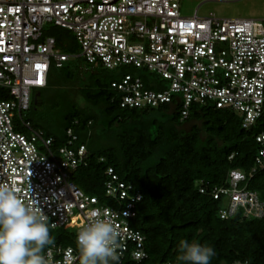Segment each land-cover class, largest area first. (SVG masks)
Instances as JSON below:
<instances>
[{
  "label": "built area",
  "instance_id": "obj_1",
  "mask_svg": "<svg viewBox=\"0 0 264 264\" xmlns=\"http://www.w3.org/2000/svg\"><path fill=\"white\" fill-rule=\"evenodd\" d=\"M179 2L0 0V185L42 212L50 230L73 233L74 246L54 243L45 249L49 264H79L76 234L93 221L94 211L119 230L120 263L147 258L145 237L129 222L141 194L111 167L104 172L103 199L86 194L72 180L87 165L85 146L77 144L71 128L60 142L27 118L50 68L74 58L90 67L134 70L110 83L120 108L174 103L180 121L192 105L235 113L242 129L255 131L252 165L246 172L229 171L227 186L213 187L210 194L222 201L220 219L264 215V203L247 189L264 170V25L249 18L200 17L196 9L183 16ZM50 26L71 35L66 51L56 46Z\"/></svg>",
  "mask_w": 264,
  "mask_h": 264
},
{
  "label": "trees",
  "instance_id": "obj_2",
  "mask_svg": "<svg viewBox=\"0 0 264 264\" xmlns=\"http://www.w3.org/2000/svg\"><path fill=\"white\" fill-rule=\"evenodd\" d=\"M49 34L63 51L72 43L60 27L50 26ZM76 60L50 68L27 118L60 142L71 128L77 144L85 146L87 165L72 177L83 192L102 200L104 172L111 167L141 194L129 222L144 235L147 258L120 264H177L181 240L212 247L210 264H264V215L220 219L222 201L210 194L213 187L227 186L229 171L251 167L255 131L242 129L235 113L211 106H190L183 121L174 103L120 108L110 83L134 70L118 72ZM137 72L147 85V75ZM247 189L264 203V170ZM50 236L55 244L74 246L73 233L65 229L50 230Z\"/></svg>",
  "mask_w": 264,
  "mask_h": 264
},
{
  "label": "clouds",
  "instance_id": "obj_3",
  "mask_svg": "<svg viewBox=\"0 0 264 264\" xmlns=\"http://www.w3.org/2000/svg\"><path fill=\"white\" fill-rule=\"evenodd\" d=\"M93 221L77 231L79 264H120V232L111 219L92 212ZM54 244L48 218L28 208L0 185V264H49L45 249ZM177 264H210L214 249L181 240Z\"/></svg>",
  "mask_w": 264,
  "mask_h": 264
},
{
  "label": "rangeland",
  "instance_id": "obj_4",
  "mask_svg": "<svg viewBox=\"0 0 264 264\" xmlns=\"http://www.w3.org/2000/svg\"><path fill=\"white\" fill-rule=\"evenodd\" d=\"M195 9L200 17L249 18L259 20L264 25V0H180L181 15L191 16ZM69 61L75 63L77 60Z\"/></svg>",
  "mask_w": 264,
  "mask_h": 264
}]
</instances>
